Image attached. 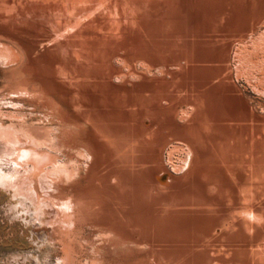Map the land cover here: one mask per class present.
Segmentation results:
<instances>
[{
	"label": "bare ground",
	"instance_id": "6f19581e",
	"mask_svg": "<svg viewBox=\"0 0 264 264\" xmlns=\"http://www.w3.org/2000/svg\"><path fill=\"white\" fill-rule=\"evenodd\" d=\"M0 143L63 264H264V0H0Z\"/></svg>",
	"mask_w": 264,
	"mask_h": 264
},
{
	"label": "rangeland",
	"instance_id": "374dc122",
	"mask_svg": "<svg viewBox=\"0 0 264 264\" xmlns=\"http://www.w3.org/2000/svg\"><path fill=\"white\" fill-rule=\"evenodd\" d=\"M2 146L0 143V180L8 182L17 176L16 165ZM1 184L0 181V264H33V256H39L41 264H63L59 258L49 255L57 247L55 244L43 245L40 241H32L28 229H22L18 213L9 202L8 190L3 189Z\"/></svg>",
	"mask_w": 264,
	"mask_h": 264
}]
</instances>
